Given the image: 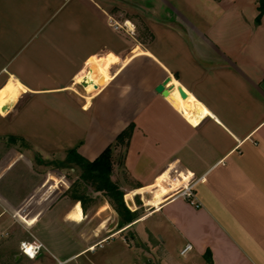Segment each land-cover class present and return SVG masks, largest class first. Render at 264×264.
<instances>
[{
    "label": "crops",
    "instance_id": "crops-1",
    "mask_svg": "<svg viewBox=\"0 0 264 264\" xmlns=\"http://www.w3.org/2000/svg\"><path fill=\"white\" fill-rule=\"evenodd\" d=\"M111 146L115 184L143 211L120 232L156 220L160 264H264V0H0L4 222L45 247L61 230L73 251L58 264L88 254L119 216L95 224L107 208L84 212L53 163ZM19 246L14 264L44 259Z\"/></svg>",
    "mask_w": 264,
    "mask_h": 264
},
{
    "label": "rangeland",
    "instance_id": "rangeland-1",
    "mask_svg": "<svg viewBox=\"0 0 264 264\" xmlns=\"http://www.w3.org/2000/svg\"><path fill=\"white\" fill-rule=\"evenodd\" d=\"M122 152L124 151L121 150L120 155L117 157V161L123 158ZM53 168L68 176L70 181L73 182L72 188L79 184V188L76 189L78 195H86L90 199L86 211H90V213L94 215L99 209L104 211V209L107 208V211L103 212L101 217H98L94 221L95 224L100 223V221H103L110 215L115 216L114 212H116V210L108 192L104 189L102 190V188H98L93 181H84L82 178L84 170L76 163L62 165L60 162L54 161ZM72 169L75 171H71ZM113 172L114 176L113 174L111 175V180L115 183V180H119L122 177L123 187H125L124 173L119 171V178L116 179V172ZM120 183L121 181L119 180V184ZM127 197L128 200L130 198L129 194ZM133 203L138 204L139 199L135 198V200L132 201V204ZM108 205H110L111 209ZM134 207L135 204L129 208L134 214L143 212L140 209L134 212ZM5 216L9 218V221L4 222L2 219L1 224L3 229L8 232L9 236L0 239V264H14L15 257L18 255L15 249L16 243H21V238L25 237L26 240H29L32 237L30 235L31 233L27 232L24 225L17 219H13L12 215L6 214ZM118 216L119 218L116 216V219L112 220L110 223L112 229L104 230L101 236L96 240L98 241L110 237V240L103 245V248H99L96 252H89L87 248L89 253L74 261L72 264H160V260L163 257V248L161 246L162 241L156 220L149 219L141 222L139 221L131 229L121 233L122 219L119 214ZM44 237L46 241H49L46 250L42 252L44 259L40 261L36 260L33 264H58V261L52 259V255L64 260L62 255L73 249V247L69 245L64 233L55 226L48 231ZM172 258L174 262L172 259H166V264H186V260L183 259L178 252L174 253ZM25 262L26 261H24V263Z\"/></svg>",
    "mask_w": 264,
    "mask_h": 264
},
{
    "label": "trees",
    "instance_id": "trees-1",
    "mask_svg": "<svg viewBox=\"0 0 264 264\" xmlns=\"http://www.w3.org/2000/svg\"><path fill=\"white\" fill-rule=\"evenodd\" d=\"M133 126L124 131L117 139V144L127 145L131 138ZM71 161H74L80 168L84 170L83 180L93 181L98 188H102L108 192L115 207L116 212L120 215L123 224L132 223L136 214L130 211L124 199L125 194L120 190L117 184L111 180V175L114 171L113 163V146L107 148L104 153L94 162H88L81 158L76 152L71 151L68 154ZM79 184L72 188L71 196L75 201L81 203L84 212L87 210V205L90 199L86 195H78L76 189ZM78 191V190H77Z\"/></svg>",
    "mask_w": 264,
    "mask_h": 264
},
{
    "label": "built area",
    "instance_id": "built-area-1",
    "mask_svg": "<svg viewBox=\"0 0 264 264\" xmlns=\"http://www.w3.org/2000/svg\"><path fill=\"white\" fill-rule=\"evenodd\" d=\"M115 30H126V32H130L128 31L127 27L124 28L122 26H120L119 24H114L113 25ZM131 33V32H130ZM181 196L189 201H191L192 205H195L197 208H199L200 206L197 205L195 203V196L193 194V190L192 188H188L187 190H185L184 192H182ZM0 207H1V202H0ZM5 214L2 213L0 215V239H3L5 237H8L9 234L7 231H5V229H3V226L1 224V219L2 216ZM13 219H16L15 216H13ZM32 237V242H27V241H23L20 243L19 249H20V253L31 259V260H36L39 255L43 252V250H46V247L44 246V244L42 242H40L34 235L30 234ZM110 240V237L107 239H100L98 242H96L95 244H93L92 246H90L88 248L89 252H96L99 248H103V245ZM28 249H31V253L28 251ZM193 249V247L188 244L184 250L181 252L182 256L186 255L189 251H191ZM60 264H64V263H60Z\"/></svg>",
    "mask_w": 264,
    "mask_h": 264
},
{
    "label": "water",
    "instance_id": "water-1",
    "mask_svg": "<svg viewBox=\"0 0 264 264\" xmlns=\"http://www.w3.org/2000/svg\"><path fill=\"white\" fill-rule=\"evenodd\" d=\"M168 82H169V79H167L166 82H165L164 84L160 85V86L157 88V92H158L159 94H162L163 96H165V95H164V94H165V91H166L165 86L168 84ZM180 93H181L182 98L185 99V98L187 97V94L184 92V90H183L182 88L180 89Z\"/></svg>",
    "mask_w": 264,
    "mask_h": 264
},
{
    "label": "bare ground",
    "instance_id": "bare-ground-1",
    "mask_svg": "<svg viewBox=\"0 0 264 264\" xmlns=\"http://www.w3.org/2000/svg\"><path fill=\"white\" fill-rule=\"evenodd\" d=\"M89 83V82H88ZM165 96H167L168 95V92H165V94H164ZM12 104H13V101H11L9 104H8V106L9 107H11L12 106Z\"/></svg>",
    "mask_w": 264,
    "mask_h": 264
},
{
    "label": "snow or ice",
    "instance_id": "snow-or-ice-1",
    "mask_svg": "<svg viewBox=\"0 0 264 264\" xmlns=\"http://www.w3.org/2000/svg\"><path fill=\"white\" fill-rule=\"evenodd\" d=\"M28 251L31 253L32 250L31 249H28Z\"/></svg>",
    "mask_w": 264,
    "mask_h": 264
}]
</instances>
